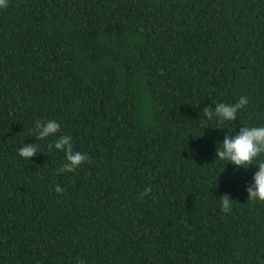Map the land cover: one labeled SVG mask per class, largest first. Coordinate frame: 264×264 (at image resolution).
<instances>
[{
    "label": "trees",
    "instance_id": "16d2710c",
    "mask_svg": "<svg viewBox=\"0 0 264 264\" xmlns=\"http://www.w3.org/2000/svg\"><path fill=\"white\" fill-rule=\"evenodd\" d=\"M0 264H264V0H0Z\"/></svg>",
    "mask_w": 264,
    "mask_h": 264
}]
</instances>
